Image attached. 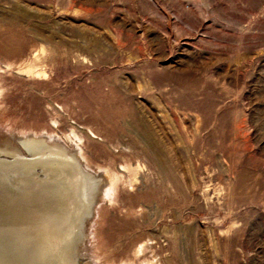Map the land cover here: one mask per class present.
<instances>
[{
  "label": "rangeland",
  "instance_id": "obj_1",
  "mask_svg": "<svg viewBox=\"0 0 264 264\" xmlns=\"http://www.w3.org/2000/svg\"><path fill=\"white\" fill-rule=\"evenodd\" d=\"M34 131L100 180L77 264H264V0H0V144Z\"/></svg>",
  "mask_w": 264,
  "mask_h": 264
},
{
  "label": "bare ground",
  "instance_id": "obj_2",
  "mask_svg": "<svg viewBox=\"0 0 264 264\" xmlns=\"http://www.w3.org/2000/svg\"><path fill=\"white\" fill-rule=\"evenodd\" d=\"M21 144L27 156L19 147L0 144L11 158L0 154V264H77L72 242L85 234V221L96 211L100 180L82 163L81 147L83 161L50 131H34ZM36 166L43 173L39 180ZM99 171L112 182L113 175Z\"/></svg>",
  "mask_w": 264,
  "mask_h": 264
},
{
  "label": "water",
  "instance_id": "obj_3",
  "mask_svg": "<svg viewBox=\"0 0 264 264\" xmlns=\"http://www.w3.org/2000/svg\"><path fill=\"white\" fill-rule=\"evenodd\" d=\"M6 190H8V191L11 192V193H15V191H12V189H8V188H6Z\"/></svg>",
  "mask_w": 264,
  "mask_h": 264
}]
</instances>
